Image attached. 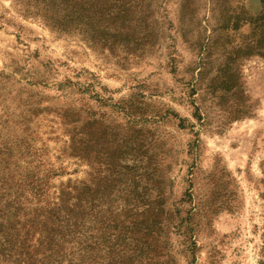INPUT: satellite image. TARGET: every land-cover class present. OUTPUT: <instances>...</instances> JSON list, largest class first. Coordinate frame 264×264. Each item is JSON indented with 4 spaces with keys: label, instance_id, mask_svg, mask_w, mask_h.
Instances as JSON below:
<instances>
[{
    "label": "rangeland",
    "instance_id": "rangeland-1",
    "mask_svg": "<svg viewBox=\"0 0 264 264\" xmlns=\"http://www.w3.org/2000/svg\"><path fill=\"white\" fill-rule=\"evenodd\" d=\"M0 264H264V0H0Z\"/></svg>",
    "mask_w": 264,
    "mask_h": 264
}]
</instances>
